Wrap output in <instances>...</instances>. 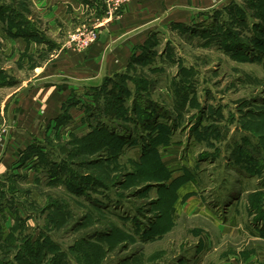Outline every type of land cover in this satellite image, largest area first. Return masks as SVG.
<instances>
[{
  "label": "rangeland",
  "instance_id": "obj_1",
  "mask_svg": "<svg viewBox=\"0 0 264 264\" xmlns=\"http://www.w3.org/2000/svg\"><path fill=\"white\" fill-rule=\"evenodd\" d=\"M235 1L264 17V0ZM38 7L37 0H0V76L15 67L13 56L33 58L21 52L26 40L33 51L38 43L54 51V39L85 22L58 19L57 32L38 18ZM234 12L226 6L192 24H203L202 33L158 29L150 50L115 77L109 87L119 86L126 114L118 106L113 119L133 131L121 147L110 141L115 147L104 148L88 106L69 124L78 132L62 128V136L44 140L29 174L7 180L18 189L19 225L0 240V264H264V48L236 51L233 42L250 38L264 20L236 22ZM20 27L41 29L45 40L24 37ZM69 40L66 47L85 50ZM107 99L100 102L105 120ZM148 160L157 163L150 171L141 164Z\"/></svg>",
  "mask_w": 264,
  "mask_h": 264
},
{
  "label": "crops",
  "instance_id": "obj_2",
  "mask_svg": "<svg viewBox=\"0 0 264 264\" xmlns=\"http://www.w3.org/2000/svg\"><path fill=\"white\" fill-rule=\"evenodd\" d=\"M243 1L253 4L242 0L241 6H244ZM37 3L40 10L38 18L46 20L50 28L58 27L57 32L61 29L56 23L58 19L65 25L70 21H85L79 29L90 26L96 17L104 18L105 22L98 29V38L83 51L66 47L68 37L78 28L73 32L69 30L60 43L54 39L51 43V47H56L54 51L51 49L53 52L41 43L35 44L33 51L34 43L26 40L29 44H23L21 52H33L29 54L33 58L20 60V55H15L12 57L15 67L3 72L4 82L0 80V129H4L5 134L0 140V182L6 180L4 185L0 183V203L3 196L8 199L5 203H14L12 194L18 193L15 192L18 189L9 186L7 180L10 178L13 185L18 172L23 174L28 173L27 169H33L30 168L29 149L35 145L42 147L44 140L54 141L53 135L62 136L58 133L62 128L74 134L78 132L70 128L72 123L82 116L80 113L86 106L92 108L95 105L96 94L106 83L134 57L140 56L144 47L155 39L158 29L204 23L213 14L222 15L226 6L237 7L235 0H130L107 20L103 0H37ZM243 9L245 20L258 18L250 14L251 7ZM236 11L237 8L234 14ZM43 33L37 28L27 36L43 42ZM35 52L37 59L40 57L42 60L35 62ZM16 70L31 74L22 77ZM17 205L21 211L23 207L25 209L22 202ZM12 222L8 216L5 227L11 228Z\"/></svg>",
  "mask_w": 264,
  "mask_h": 264
},
{
  "label": "trees",
  "instance_id": "obj_3",
  "mask_svg": "<svg viewBox=\"0 0 264 264\" xmlns=\"http://www.w3.org/2000/svg\"><path fill=\"white\" fill-rule=\"evenodd\" d=\"M249 1H251V0H249ZM256 1H259V0H256ZM235 8H237L239 10V12H238V14H234L230 18L234 19L236 22L241 21V22L247 23V20H245V15L243 13L244 9H240L239 7H235ZM255 16H257L258 17L257 19H260L261 22L264 20L263 19L264 17H262L260 13H256ZM237 17H240V18H237ZM252 22H253V24L255 23L254 21H252ZM202 25L203 24H200L197 26H194V25L186 26L183 24H177V25H175V27L181 28V29H187L190 31H197L198 33H202L201 31H204V28ZM258 26L260 27V25L255 24L256 28L254 30H252V34L250 35V38L246 37L247 39L242 41L239 37H237V39L233 40L234 46L236 47V49H235L236 51L241 50V49H247V48L251 49L252 51L264 48V26L262 28H260V30L258 29ZM20 29H21L20 32L26 33L23 36H27L28 31L25 30L24 27H20ZM147 46H148V44L144 47L145 48L144 53H147L148 50H150ZM235 50H233V51H235ZM262 50L264 51V49H262ZM138 59H140L139 56L134 57L130 62H134L135 60H138ZM130 64H134V63H130ZM121 76H122V74L120 72L119 74H117L116 77H121ZM4 79L5 78L3 75L0 76V80L2 82H4ZM115 80H116L115 78H112V80L110 82H108L109 85H110V83H113ZM108 83H106L105 86L96 94V102H97L96 104L97 105L95 107H92L90 110H88L87 117H88V119L93 118V119L97 120V131H98V133H100L99 138H100L101 142H103L105 144V142H110V141L113 142L114 141L117 143L118 146L121 147L124 143L125 137H127L128 134L130 135V133L132 135L133 131L130 129V127H125V126H123V124H121V126H120L114 122L113 118H115V113H113L112 110L117 108L118 106L123 110V107L121 105L122 99L119 95L120 94L119 86L114 85V87L111 88V87H109ZM121 91L123 92L122 89H121ZM105 96H107L109 99H107V102L104 105H106V107H107V105H109L111 107L109 109L111 111L110 113L112 114L110 116L111 118L107 119V120H105L106 118L99 117L100 110L102 109L100 107L101 106L100 102L102 100V97H105ZM110 98H112V99L110 100ZM140 101L141 100H139V98L135 102L133 101L132 106L130 107V109H132L133 113H138ZM118 102H120V103H118ZM106 107H104V108H106ZM143 107H145V105ZM146 111L148 112V110H146ZM107 112H109V111H107ZM123 114L124 115L126 114V110H123ZM134 123L137 126L141 127L140 122L134 121ZM250 124H251V126H253L254 123L252 120L249 121V125ZM255 125H257V123ZM110 138H112V139H110ZM110 146L115 147V145H110ZM110 146L108 144L107 145L105 144L104 148H107ZM41 151L43 152V150H41V147L35 145L32 149H29V151H28V152H30L29 157H32L33 155H36V154H42ZM39 160H38V162H40ZM148 161L141 163V164H146L148 166V167H146L143 165V170L148 171L149 170L148 168L153 169L155 167L153 165L157 164L153 161H151V162H150V160H148ZM52 164L54 165L55 163H52ZM70 187L71 186L69 185V189L71 190ZM7 200H8L7 197L3 196L2 202L0 203V240L5 239V237H8V236H14L16 228H17L16 226L19 225L16 222V219H17L16 214H13V211H14L13 203H10V204H9V202L5 203ZM26 207L27 206L25 205V208ZM8 216H10V217L15 216V221H14L13 226L8 231H6L5 221L8 218ZM122 237L124 238L126 236H117V239L119 240ZM25 242L27 243V240L23 241V243H25ZM110 243L114 244V242H110ZM26 248L27 249L25 251L28 250V246ZM33 249H35V248L33 247ZM34 255H36V254H34ZM34 260H37V258H34Z\"/></svg>",
  "mask_w": 264,
  "mask_h": 264
},
{
  "label": "built area",
  "instance_id": "obj_4",
  "mask_svg": "<svg viewBox=\"0 0 264 264\" xmlns=\"http://www.w3.org/2000/svg\"><path fill=\"white\" fill-rule=\"evenodd\" d=\"M129 2L130 0H103L106 19L109 20L112 18L117 11L123 9ZM103 22H105L104 18L96 17L90 26L84 27L71 35L69 43L74 42L77 49H86L97 39L98 29ZM2 136L3 135L0 134V140Z\"/></svg>",
  "mask_w": 264,
  "mask_h": 264
}]
</instances>
